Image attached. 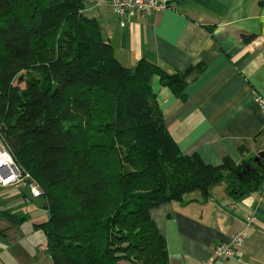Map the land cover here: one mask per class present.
<instances>
[{"label": "trees", "instance_id": "1", "mask_svg": "<svg viewBox=\"0 0 264 264\" xmlns=\"http://www.w3.org/2000/svg\"><path fill=\"white\" fill-rule=\"evenodd\" d=\"M85 1L0 0V135L42 187L47 218L33 229L54 264H169L152 211L206 201L224 182L236 199L251 194L264 185V163L183 155L152 79L185 99L191 70L124 66Z\"/></svg>", "mask_w": 264, "mask_h": 264}, {"label": "crops", "instance_id": "2", "mask_svg": "<svg viewBox=\"0 0 264 264\" xmlns=\"http://www.w3.org/2000/svg\"><path fill=\"white\" fill-rule=\"evenodd\" d=\"M162 1L169 8L127 19L124 27L108 2L86 0L84 14L99 22L124 66L134 69L145 59L169 75L191 70L185 99L158 76L152 79L183 155L213 166L226 158L236 166L258 163L264 153V110L256 102L264 99V0ZM245 36L254 39L246 42ZM226 186L214 187L206 201L152 211L169 264H264V185L239 199ZM241 230L247 232L242 259H215V247ZM46 250L30 264H54Z\"/></svg>", "mask_w": 264, "mask_h": 264}, {"label": "built area", "instance_id": "3", "mask_svg": "<svg viewBox=\"0 0 264 264\" xmlns=\"http://www.w3.org/2000/svg\"><path fill=\"white\" fill-rule=\"evenodd\" d=\"M108 2L120 20L122 27L126 20L137 15L148 17L153 13L169 8V3L162 0H101ZM256 102L264 110V99L257 96ZM25 186L33 198L43 195L42 187L21 164L17 162L12 152L0 135V187L13 188ZM247 241V232H236L229 243H219L215 249V259L239 260L243 257V248Z\"/></svg>", "mask_w": 264, "mask_h": 264}, {"label": "rangeland", "instance_id": "4", "mask_svg": "<svg viewBox=\"0 0 264 264\" xmlns=\"http://www.w3.org/2000/svg\"><path fill=\"white\" fill-rule=\"evenodd\" d=\"M21 88L25 85L22 84ZM24 193L31 196L25 186L0 187V264H30L45 254L46 235L42 230L33 229V224L46 220V203L39 198L25 200ZM4 210L28 212L31 220L22 226L14 225L2 218ZM4 234H9V237Z\"/></svg>", "mask_w": 264, "mask_h": 264}, {"label": "water", "instance_id": "5", "mask_svg": "<svg viewBox=\"0 0 264 264\" xmlns=\"http://www.w3.org/2000/svg\"><path fill=\"white\" fill-rule=\"evenodd\" d=\"M262 154L258 156V158L255 159L256 162H258L259 164H261V158H262Z\"/></svg>", "mask_w": 264, "mask_h": 264}]
</instances>
